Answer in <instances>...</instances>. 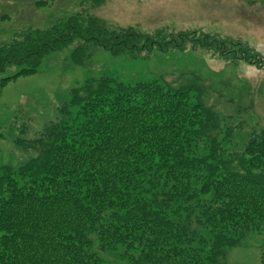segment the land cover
Instances as JSON below:
<instances>
[{
	"label": "trees",
	"instance_id": "1",
	"mask_svg": "<svg viewBox=\"0 0 264 264\" xmlns=\"http://www.w3.org/2000/svg\"><path fill=\"white\" fill-rule=\"evenodd\" d=\"M190 39L263 64L239 42L228 49L196 31L109 30L79 15L2 46L0 72L19 64L28 68L17 76L35 74L46 54L76 40L137 59ZM202 96L108 76L75 88L60 120L27 144L18 140L35 156L0 169V264H105L93 236L128 264H225V249L264 229V131L236 150Z\"/></svg>",
	"mask_w": 264,
	"mask_h": 264
},
{
	"label": "rangeland",
	"instance_id": "2",
	"mask_svg": "<svg viewBox=\"0 0 264 264\" xmlns=\"http://www.w3.org/2000/svg\"><path fill=\"white\" fill-rule=\"evenodd\" d=\"M79 15L98 19L109 30L135 29L151 35L196 31L216 37L215 44L228 49L239 42L257 53L263 64L253 57L255 63L226 58L216 45V49L199 47L190 39L183 49H155L137 59L76 40L46 54L35 74L17 76L28 67L8 65L0 72V169L28 163L35 154L18 140L27 144L41 136L60 120L59 110L70 102L75 88L104 76L125 85L159 81L171 88H198L202 102L221 118L223 133L229 129L234 134L236 150L254 133L264 131V0H0V49L30 32H44ZM81 47L82 54L77 52ZM76 54L82 58L79 64ZM245 238L235 248L225 249L222 262L261 264L264 229ZM93 241L105 264H128L122 251L100 250L98 237L93 236Z\"/></svg>",
	"mask_w": 264,
	"mask_h": 264
}]
</instances>
